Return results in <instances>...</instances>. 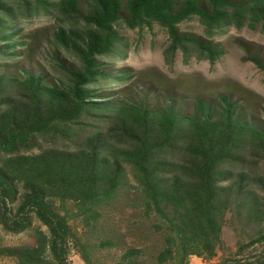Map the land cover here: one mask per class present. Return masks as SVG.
Segmentation results:
<instances>
[{"label": "trees", "instance_id": "obj_1", "mask_svg": "<svg viewBox=\"0 0 264 264\" xmlns=\"http://www.w3.org/2000/svg\"><path fill=\"white\" fill-rule=\"evenodd\" d=\"M54 19L42 47L22 17ZM196 18L203 33L182 30ZM166 30L214 64L230 28L264 34V0H0V224L16 264L212 263L264 243V98L118 66L129 30ZM264 73V47L238 39Z\"/></svg>", "mask_w": 264, "mask_h": 264}, {"label": "rangeland", "instance_id": "obj_2", "mask_svg": "<svg viewBox=\"0 0 264 264\" xmlns=\"http://www.w3.org/2000/svg\"><path fill=\"white\" fill-rule=\"evenodd\" d=\"M23 32L31 41L42 47L52 34L54 19L43 14L22 17ZM182 30L203 33V28L196 18L180 25ZM122 31L129 45L128 55L118 66L132 68L136 74L150 75L159 80H173L176 84H184L190 88L205 91L238 87L254 99L264 98V73L256 65L245 59V50L238 44V39L254 42L264 47V34L247 27L230 28L218 36L224 50L222 57L214 64L208 60L192 58L184 63L182 55L177 52L174 62L170 65L164 56V49L169 43L168 34L159 25L153 28L129 30L122 26ZM223 238L229 247L225 253L219 252L210 264H264V243L250 247L243 254L236 252V235L227 225L223 228ZM28 232H8L0 224V246L20 245L31 242ZM191 264H204L197 257L190 259ZM70 264H85L80 256L71 249ZM0 264H16L8 257H0Z\"/></svg>", "mask_w": 264, "mask_h": 264}]
</instances>
